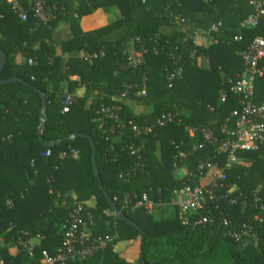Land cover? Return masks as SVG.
Returning a JSON list of instances; mask_svg holds the SVG:
<instances>
[{
    "label": "trees",
    "instance_id": "16d2710c",
    "mask_svg": "<svg viewBox=\"0 0 264 264\" xmlns=\"http://www.w3.org/2000/svg\"><path fill=\"white\" fill-rule=\"evenodd\" d=\"M28 1L21 21L0 0V80L15 79L0 84V264L55 255L77 208L90 240L111 239L88 264H264V130L257 148L238 153L228 167L216 146L198 132L189 135L205 128L221 139L226 123L233 128L230 114L242 106L233 91L244 70L241 54L264 36L261 23L240 24L252 14L250 3L264 7V0H46V21L34 18ZM112 7L115 20L81 30V17ZM213 23L220 24L217 33L209 32ZM60 24L68 33L56 41ZM114 32L120 37L109 38ZM131 54H140L134 65ZM260 67L256 105L264 103V58ZM67 95L72 102L64 112ZM127 101L146 112L136 114ZM74 134L93 141L98 178L88 139L60 142ZM206 163L223 169L225 180L213 188L217 201L207 204L211 222L191 229L172 192L210 180L199 170ZM99 182L130 223L114 215ZM143 195L151 213L134 206ZM24 244L35 246L32 255ZM133 245L138 255L128 260Z\"/></svg>",
    "mask_w": 264,
    "mask_h": 264
},
{
    "label": "built area",
    "instance_id": "2783aa9c",
    "mask_svg": "<svg viewBox=\"0 0 264 264\" xmlns=\"http://www.w3.org/2000/svg\"><path fill=\"white\" fill-rule=\"evenodd\" d=\"M12 12L21 21H25L28 17V10L24 6V0H7ZM46 0H29L28 5L33 13L34 18L40 21L47 20L45 12ZM252 14L248 15L240 24L241 29H255L260 23L264 27V7L260 1H253L250 3ZM220 24L213 23L210 28V33H217ZM234 40H239V37ZM209 41L202 38V44L206 45ZM243 59L244 70L238 78L233 91L242 96V106L240 109L233 111L230 114L231 118L235 119L234 126L229 129L227 123L222 128L224 138L217 139L213 133L205 128H195L189 131V135L194 133L201 134L206 143L216 146L217 153L223 155L226 167L234 165L238 162L237 154L240 152L253 151L262 140L264 130V103L256 105L253 103L254 81L262 74V67L260 63L264 58V36L254 39L249 45L248 49L241 54ZM140 58V54H131L130 62L135 64ZM145 96V92H141ZM224 97H222V101ZM71 97L65 96L64 112L71 105ZM109 113L108 109L101 110ZM171 116H166L159 124L163 125L170 121ZM132 130L136 135L140 130L135 126ZM143 132L150 131L149 128L144 127ZM73 157H77L75 151H71ZM199 170H207L211 173V179L205 180L199 186H184L180 189H174L172 204L177 207L179 211V218L182 224L188 228L195 229L203 227L211 222L208 213V203L217 201L213 188L220 185L225 180L223 169L219 168L217 164L210 165L206 163L199 166ZM218 198V197H217ZM219 198H223L220 196ZM230 204L235 205L236 201H230ZM135 207H143L148 213L152 212L153 205L149 202L145 195L141 200L136 202ZM262 211V207L259 208ZM81 209L77 208L70 214V222L67 228L62 233L61 248L55 255H49L42 251L40 259L37 264H88V260L99 250L104 249L107 243L111 241L110 238H94L90 240L85 234L87 227L86 221L83 220L80 213ZM255 220L261 221L258 217ZM226 225V223H224ZM236 239H241V235H235ZM37 238H39L37 236ZM254 242H257V237L251 234ZM23 246V245H22ZM32 244H24L25 251L32 255L34 249Z\"/></svg>",
    "mask_w": 264,
    "mask_h": 264
},
{
    "label": "crops",
    "instance_id": "0c3cea01",
    "mask_svg": "<svg viewBox=\"0 0 264 264\" xmlns=\"http://www.w3.org/2000/svg\"><path fill=\"white\" fill-rule=\"evenodd\" d=\"M117 17H119V13L115 8H108V9H98L97 11L87 15L83 16L80 19V28L83 32L93 31L97 28H100L109 22L115 20ZM68 28L65 24H60L57 28L55 39L56 41L65 39L67 37ZM121 35V32H114L110 35L109 38L111 39H117ZM131 49V48H130ZM72 80H77L76 77L72 78ZM79 95H83L84 92L81 90L78 91ZM91 97H94V93L91 94ZM127 104H130V106H133L134 112L136 114H141L146 112V109L140 106H135L132 103H129L127 101Z\"/></svg>",
    "mask_w": 264,
    "mask_h": 264
},
{
    "label": "water",
    "instance_id": "95a60500",
    "mask_svg": "<svg viewBox=\"0 0 264 264\" xmlns=\"http://www.w3.org/2000/svg\"><path fill=\"white\" fill-rule=\"evenodd\" d=\"M5 63V55L0 51V72L2 70V67ZM12 81H15V79H8V80H0V84H6V83H10ZM41 98H42V104H41V112H40V118H41V124L44 122L45 120V98H44V95L41 94ZM77 137H82V138H86L89 140L90 144H91V161H92V164H93V169H94V174L96 176V178H98V171H97V168L95 166V148H94V143L93 141L91 140V138H89L88 136H85L83 134H74V135H70L68 137H65L63 138L62 140H60V142L62 141H68V140H72L74 138H77ZM41 138V136H40ZM56 143H59V142H56ZM48 144V143H46ZM49 145V144H48ZM98 186L100 188V190L103 192L104 196L106 197V199L108 200L109 202V205H110V208L112 209V211L114 212V215L116 217H118L119 219L121 220H124L126 222H129L125 217H123V215L115 208V206L113 205V203L111 202V200L108 198L107 194L103 191L102 187H101V184L100 182L98 183ZM130 223V222H129Z\"/></svg>",
    "mask_w": 264,
    "mask_h": 264
},
{
    "label": "rangeland",
    "instance_id": "374dc122",
    "mask_svg": "<svg viewBox=\"0 0 264 264\" xmlns=\"http://www.w3.org/2000/svg\"><path fill=\"white\" fill-rule=\"evenodd\" d=\"M205 180H201V184H203ZM138 255L137 245H133L130 249H128L125 253V256L128 260L135 258Z\"/></svg>",
    "mask_w": 264,
    "mask_h": 264
}]
</instances>
